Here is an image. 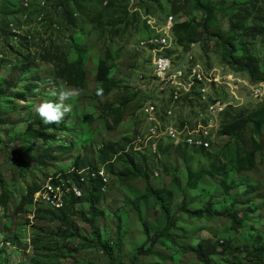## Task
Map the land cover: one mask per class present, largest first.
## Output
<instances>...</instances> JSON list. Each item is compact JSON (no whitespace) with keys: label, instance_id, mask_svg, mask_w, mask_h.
I'll return each mask as SVG.
<instances>
[{"label":"rangeland","instance_id":"rangeland-1","mask_svg":"<svg viewBox=\"0 0 264 264\" xmlns=\"http://www.w3.org/2000/svg\"><path fill=\"white\" fill-rule=\"evenodd\" d=\"M29 2V15L9 17L6 26L3 13H9L10 5L0 0V264H112L92 245L93 229L80 217H90L88 203L74 208L75 215L68 219L71 229L58 221L61 213L54 217L53 209L36 205L29 196L32 188H41L51 176L75 167L78 160L109 171L110 186L98 205L95 224L113 243L118 235L123 237L124 249L115 252L117 264H127L145 240L139 212L145 206L148 176L140 172L137 162L149 172H160L159 178L150 181L164 192L172 213L181 210L185 201L196 213H180L178 228L185 238L181 231L176 233L182 248H190L195 238H213L220 250L229 238L242 248L260 245L258 240L264 241V124L256 130L247 117L264 105V96L255 99L252 89L242 94L244 105L238 109L244 114L238 119L242 125L231 135H220L210 152L195 154L170 146L159 162L143 159L132 166L124 154L103 150L114 144L120 152L137 132L139 110L154 93L151 83L141 77L150 72L148 54L137 47L155 32L153 26L170 15L180 24L178 30H183L192 19L201 21L209 13L207 33L216 39L210 43V52H202L198 43H190V37L182 34L188 49L194 44L193 54L199 59L228 65L232 47L235 61L258 68L259 79L243 77L252 86L264 84V0H202L199 10L193 0H89L91 9L78 13L77 23L66 17L60 0H38L37 6L35 0ZM51 51L53 58L45 59ZM79 60L86 72L82 89L59 73L65 61L76 65ZM60 88L77 89L80 95L65 101L72 110L59 124L45 125L35 109L45 100L58 101L51 93ZM251 154L254 168L237 174L240 157ZM221 165L229 168L225 177L197 178L201 171ZM124 170L128 173L122 175ZM190 182H197V188L191 189ZM229 182L235 185L227 191ZM145 213L152 232L165 226L157 221L161 218L158 206ZM236 213L243 226L232 229L229 216ZM179 249L170 244L159 248L167 261L155 260L201 264L190 250ZM150 260V256L141 258L143 264ZM211 264H250V259L240 251L217 256Z\"/></svg>","mask_w":264,"mask_h":264},{"label":"built area","instance_id":"built-area-1","mask_svg":"<svg viewBox=\"0 0 264 264\" xmlns=\"http://www.w3.org/2000/svg\"><path fill=\"white\" fill-rule=\"evenodd\" d=\"M23 4L31 9L29 0ZM178 24L173 15L168 16L164 23L153 26L155 32L137 47L138 52L148 54L150 72L141 77L151 83L154 93L143 101L137 132L119 155L132 153L159 162L163 150L170 146L192 152L211 151L221 135L226 114L244 105L242 94L252 89L255 99L264 96V84L252 86L243 77L246 73L199 59L193 54L194 44L187 50L181 46L175 34ZM74 172L79 180L70 176ZM109 177L105 167L74 168L51 176L35 193L34 203L64 209L73 195L81 198L91 190L93 179L100 180L101 191L107 192ZM154 177H160L158 170Z\"/></svg>","mask_w":264,"mask_h":264},{"label":"trees","instance_id":"trees-1","mask_svg":"<svg viewBox=\"0 0 264 264\" xmlns=\"http://www.w3.org/2000/svg\"><path fill=\"white\" fill-rule=\"evenodd\" d=\"M3 1L8 2L6 7L10 5L9 13L8 12L3 13L5 18L4 23H6V26L10 23L8 22L9 17L16 15L28 16L30 13V11L25 8L23 1L21 0H3ZM88 1L89 0H60V4L66 17L70 19L71 22L77 23L78 19L76 18L77 17L76 14L79 15L80 13L87 12L91 9V7L88 4ZM193 1H194L195 9L199 10L203 6L202 0H193ZM37 3L38 0H35L34 5L37 6L38 5ZM210 19L211 18L209 13H205V16L202 18L201 21L192 19L188 25L186 24V26L181 28L183 30H178V28L180 29L181 27L180 24H178L175 28V34L178 39V43L187 50L189 48L188 47L189 44H185L181 37L182 34H187L190 37V43L191 42L198 43L202 52L209 53L211 47L210 43H213V41L216 40L212 33H207L206 23L210 21ZM216 45L219 46L218 43H216ZM228 48L227 46H225V49L228 50ZM59 50L56 53H54V51H51L49 56H45V59L48 57H50L49 59L53 58V53L57 54L59 53ZM230 50L232 52V47ZM231 52L226 58L227 64L232 69L235 68L236 71L248 74L251 77V79L256 78V74H258L257 66L253 67L252 63L240 64L239 62L235 61L232 58ZM73 65L74 64L70 63L69 61H65L64 63H62L61 68L59 70L60 76L66 79L70 85L82 89L83 83L81 80L86 75V72L83 68V61L79 60L76 65L74 66ZM74 67L75 69L73 70V72L71 74H67V72L69 70H72ZM243 115L244 114H242L241 111L238 110H235L232 113L231 112L227 113L222 123L221 135L222 134L231 135L235 131V128L240 127L242 124L238 121V119L242 118ZM229 119L230 120L232 119V122L229 121ZM247 120L255 126L256 130H260L262 125L264 124V105L251 112L248 115ZM114 147H115L114 144H109L108 148L106 150H103V153L107 152L108 149H111L112 150L111 152H114L116 155L119 156L120 152H116ZM207 152L210 151L197 150L194 151L193 153L203 154ZM104 156L102 158L103 161L106 160ZM124 156L129 158V161L132 166L135 165L137 161H142L143 159L149 161V159L145 156L140 157L132 153L124 154ZM137 163H139L140 165V172L144 174L146 177L148 176L149 179V180L146 179V187H145L146 194L143 195L144 197L143 201L145 206L142 207L141 211L139 212V216L141 218V223H142V231L145 236V240L136 249L134 254L128 258L127 264H143L141 258L149 259V256L153 258V260H150V262L144 264H160L157 263L155 259L158 258L163 260L164 257L160 254L158 249L167 247L168 244L172 246V249L179 247L180 248L179 250L180 251L182 250L183 252H189L190 250L191 253L195 255L197 261L201 264H211L214 258L217 256H221L227 253H229L230 255H235L240 251L246 252L247 257L250 259V264H264V241L262 239L258 240V243L260 242V245L254 246V248L252 249H250L249 247L242 248L240 246H234L235 241L233 238H229L225 242L226 244L225 246H223L224 247L223 250H220L218 241L213 238H195L193 239L194 244L192 243V246H190V248L188 247L182 248L181 242L179 240L180 236H177L176 233L177 230L181 231L180 228H178V224L180 223V219H179L180 213L184 212L189 216L196 215V213L194 212V210L187 208L188 205L186 201L183 203L181 210L177 211L176 213H172L170 206L167 205L166 203L164 192L162 190H158L157 188H155L150 181L151 178L152 179L155 178L154 171L149 172L148 168L142 162H137ZM75 165H76L75 167L71 168L68 171H71L74 168L77 170H83L84 168L87 167H93V166H89L90 165L89 161H81V160L76 161ZM254 166H255V156L254 154H251L250 156L248 155L245 157H240L239 166L235 170L237 174H241L244 171L252 170ZM148 167H150V165H148ZM93 168L97 169V167H93ZM228 171L229 168H227V166L225 165H221L220 168H216L215 166H212L210 169L203 170L200 173H198L197 178L201 179L204 176L215 177L216 175H222L223 177H225ZM125 172L127 174L128 170H124L122 172V175H124ZM64 174H66V172H64ZM70 176L74 177L76 180H79V176L77 172H74ZM137 176L138 175H135L133 177L137 178ZM65 177H69V176L65 175ZM233 185H234L233 182L227 183L226 186L227 191L234 189ZM189 187L191 189H196L197 182L193 184L190 182ZM39 189L40 187L39 188L35 187L30 190L29 196L31 197L32 201L34 199L35 193ZM102 197H103V192L101 191V181L98 179H93L91 180V190L85 191L83 197L77 198L73 195L64 209L58 211L52 210L50 208L48 209L52 210L51 213L54 217L58 216V213H61L58 216L59 217L58 221L61 223L62 226L69 227L72 229L73 227L71 226L68 219L69 217L75 215L74 208L81 203H85V204L88 203L90 217H86L85 215H81L80 217L93 229V235L96 240L95 243H92V245L98 246L101 249L102 253L109 258L112 264H117L118 258H116L115 252L121 253L122 250L124 249L123 237H121V234L118 235V238L116 239L115 243H113V241H109L107 237H103L101 233H99L95 224L96 212L97 209H99L98 205L101 202ZM131 203L134 206H137L135 201H131ZM156 206H158V208L161 211V218H159L157 221H159V223L160 220L161 222L164 221L165 226L159 229L156 228V230L152 232L153 228L147 223V217L145 212L148 209L154 208ZM136 208L138 209L140 207L137 206ZM216 214L225 215L224 213L221 214L219 212H217ZM237 215L238 214L236 213L233 214L232 216H229L232 219V229H239L240 227L243 226L242 220L238 218ZM181 232H182V234H180L181 237L185 238V236L183 235V231ZM147 244H149L148 248H147ZM113 245H115V247H113ZM165 259L164 261H167V258ZM154 260L156 262H154Z\"/></svg>","mask_w":264,"mask_h":264},{"label":"clouds","instance_id":"clouds-1","mask_svg":"<svg viewBox=\"0 0 264 264\" xmlns=\"http://www.w3.org/2000/svg\"><path fill=\"white\" fill-rule=\"evenodd\" d=\"M51 94L52 96H58V101L45 100L35 109L45 125L59 124L65 115L72 110L71 105L66 104L65 101L74 100L80 95V91L60 88L58 92L54 89ZM97 94L101 95L102 90H98Z\"/></svg>","mask_w":264,"mask_h":264},{"label":"crops","instance_id":"crops-1","mask_svg":"<svg viewBox=\"0 0 264 264\" xmlns=\"http://www.w3.org/2000/svg\"><path fill=\"white\" fill-rule=\"evenodd\" d=\"M234 185H235V183H234ZM192 243L194 244V241L192 240Z\"/></svg>","mask_w":264,"mask_h":264}]
</instances>
